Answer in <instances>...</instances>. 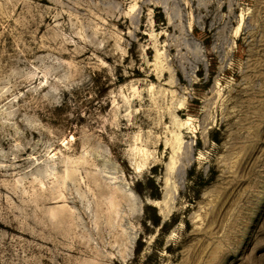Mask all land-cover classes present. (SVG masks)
<instances>
[{
	"label": "rangeland",
	"instance_id": "obj_1",
	"mask_svg": "<svg viewBox=\"0 0 264 264\" xmlns=\"http://www.w3.org/2000/svg\"><path fill=\"white\" fill-rule=\"evenodd\" d=\"M0 264H264V0H0Z\"/></svg>",
	"mask_w": 264,
	"mask_h": 264
},
{
	"label": "bare ground",
	"instance_id": "obj_2",
	"mask_svg": "<svg viewBox=\"0 0 264 264\" xmlns=\"http://www.w3.org/2000/svg\"><path fill=\"white\" fill-rule=\"evenodd\" d=\"M153 204H154L155 206L160 207V203H159V201H155Z\"/></svg>",
	"mask_w": 264,
	"mask_h": 264
}]
</instances>
